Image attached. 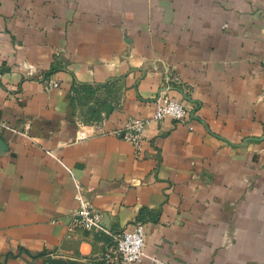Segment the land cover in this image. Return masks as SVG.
I'll return each instance as SVG.
<instances>
[{
    "label": "crops",
    "instance_id": "1",
    "mask_svg": "<svg viewBox=\"0 0 264 264\" xmlns=\"http://www.w3.org/2000/svg\"><path fill=\"white\" fill-rule=\"evenodd\" d=\"M263 61L264 0H0V264H107L78 191L137 264H264ZM164 95L187 119L135 154L112 130Z\"/></svg>",
    "mask_w": 264,
    "mask_h": 264
},
{
    "label": "built area",
    "instance_id": "2",
    "mask_svg": "<svg viewBox=\"0 0 264 264\" xmlns=\"http://www.w3.org/2000/svg\"><path fill=\"white\" fill-rule=\"evenodd\" d=\"M58 86L59 81L57 79H51L45 83L46 90ZM187 115V110L182 102L165 95L159 96L155 100L151 117L129 118L121 129L112 130V132L121 133L122 138L133 145L134 153L138 154L142 149L143 132L150 121L160 122L165 118H170L177 122H184ZM189 129L192 127L189 126ZM75 199L78 205L69 212L68 231L82 229L104 233L112 237L113 243L104 254L107 264H137L142 260L145 247V229L142 222H136L130 230L112 233L102 224V212L92 204L83 192L78 191Z\"/></svg>",
    "mask_w": 264,
    "mask_h": 264
},
{
    "label": "water",
    "instance_id": "3",
    "mask_svg": "<svg viewBox=\"0 0 264 264\" xmlns=\"http://www.w3.org/2000/svg\"><path fill=\"white\" fill-rule=\"evenodd\" d=\"M40 255L44 256L45 259L43 261L42 264H71V263H68V262H64V261H55L51 258V256L49 255V253L43 251L40 253ZM77 264H82V263H77Z\"/></svg>",
    "mask_w": 264,
    "mask_h": 264
},
{
    "label": "trees",
    "instance_id": "4",
    "mask_svg": "<svg viewBox=\"0 0 264 264\" xmlns=\"http://www.w3.org/2000/svg\"><path fill=\"white\" fill-rule=\"evenodd\" d=\"M87 92H88V96H87V98L88 99H90V98H93V94H94V90H86ZM90 108V107H89ZM90 116H91V118L94 116V114H95V111H96V109H90Z\"/></svg>",
    "mask_w": 264,
    "mask_h": 264
},
{
    "label": "rangeland",
    "instance_id": "5",
    "mask_svg": "<svg viewBox=\"0 0 264 264\" xmlns=\"http://www.w3.org/2000/svg\"><path fill=\"white\" fill-rule=\"evenodd\" d=\"M93 95H94V94H93ZM93 97H94V96H93ZM90 109H93V108H91V107H90V108H88V113H90V112H91V111H90Z\"/></svg>",
    "mask_w": 264,
    "mask_h": 264
}]
</instances>
